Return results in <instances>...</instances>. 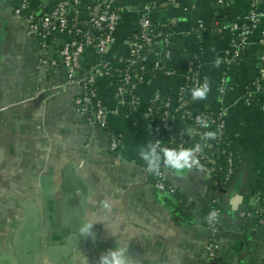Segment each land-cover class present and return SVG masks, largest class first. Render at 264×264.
<instances>
[{
	"label": "crops",
	"instance_id": "0c3cea01",
	"mask_svg": "<svg viewBox=\"0 0 264 264\" xmlns=\"http://www.w3.org/2000/svg\"><path fill=\"white\" fill-rule=\"evenodd\" d=\"M19 1L0 0V264H96L117 241L127 245L135 264H209L204 244L213 205L219 209L217 260L264 264V225L253 215L264 179V97L243 101L244 90L264 69L259 60L264 19L247 34L238 59L226 64L230 39L245 23L246 0H159L149 17L156 29L169 32L168 56L157 46L153 59L174 75L149 76L135 89L139 104L130 108L114 97L110 79L116 77L117 58L127 53L141 8L151 0H115L121 18L113 42L102 54L86 48L74 73L76 79L93 76L111 111L105 129L74 111L76 85L55 88L65 80L64 68L40 63L44 54L58 59L66 35L53 34L43 53L39 39L27 34V22L13 14ZM28 1L43 6L52 0ZM102 1L76 0L67 13L69 24H80ZM256 7L264 12V0ZM198 21L202 28L194 31ZM103 62L109 68H102ZM188 74L209 82L207 99H192L191 88L184 86ZM221 76L227 83L222 93ZM155 90L175 99V128L187 127L197 111H225L222 121L234 156L225 186L202 170L176 174L162 167L173 191L153 187L155 174L139 152L152 140L143 106ZM107 131L119 136L116 152L108 149ZM43 177L51 184L49 195L42 194ZM84 224L91 225L92 236L81 233Z\"/></svg>",
	"mask_w": 264,
	"mask_h": 264
},
{
	"label": "built area",
	"instance_id": "2783aa9c",
	"mask_svg": "<svg viewBox=\"0 0 264 264\" xmlns=\"http://www.w3.org/2000/svg\"><path fill=\"white\" fill-rule=\"evenodd\" d=\"M221 3L222 0H216ZM248 3V10L245 16V23L241 26L236 34L230 39V47L223 57L224 63L228 64L231 60H236L240 56V52L245 45L247 34L253 29L260 19H264V12L258 11L256 4L257 0H246ZM76 3V0H52L51 7L44 11L43 6H33L28 0H20L18 5L14 7L13 14L23 18L27 22V34L34 35L39 39L40 47L43 53L46 52L48 39L55 33H64L66 39L63 40L57 49L58 59L53 57H43L40 63L47 64L51 67L60 64L65 70V80L63 83H58L55 88H63L65 85L74 84L77 87V94L73 99L74 111L82 116L88 124L96 125L101 128L107 127V119L110 110H107L103 105L101 98L98 95L96 87L94 86L93 76L87 75L85 77L76 79L74 76L75 70L79 65L80 55L86 48L92 47L98 53L102 54L108 49L114 40V34L118 27L121 18V6L115 5L114 0H103L101 6L92 12L86 19L78 25H70L67 19V13ZM153 2H148L143 5L139 16L137 18L136 32L134 33L130 43L128 44L127 53L125 56L117 58L118 69L116 70L117 85L114 88L113 95L121 104H127L130 108H134L139 104V98L135 94L136 87L145 81L151 74L143 71V65L150 63L151 72H162L168 77L174 75V70L167 68L159 63L157 60L146 57L143 49H153V56L155 57V48L160 46L163 48V56H168L167 43L169 32L156 29L150 21L149 13L154 7ZM202 28V24L198 21L194 31ZM260 63L264 65V49L259 55ZM120 62L123 65H120ZM101 67L109 68L107 62H103ZM153 73L152 75H154ZM264 69H260L258 74L252 80L250 85L244 90L243 101L250 104L254 101L258 94L264 97ZM198 84L196 74H188L185 76V87L193 88ZM226 89V82L224 76L219 79V92L222 93ZM161 91L155 90L147 99V106L145 108L146 117L151 125V142H160L161 145L172 149H179L183 147L182 133L186 127L175 128L172 123L171 104L175 100L170 95L166 97L160 95ZM179 97L176 98V100ZM161 110V114L156 118V106ZM264 107V100L260 103ZM225 114L223 109L197 111L190 118L189 125L192 131L198 135V139L192 142L186 148H192L196 144L202 146V151L197 153L199 159L205 156L209 157L211 161L217 158L218 153L215 148V140L202 139V134L207 132L205 128H198L197 118H204L209 126H214L216 133H220L224 128L222 118ZM193 122V123H192ZM188 125V126H189ZM197 127V128H196ZM108 135V149L111 152H116L120 145L119 136L113 132L107 131ZM176 140V141H175ZM217 140V139H216ZM175 141V143H173ZM207 145L213 147L212 151L205 155L204 148ZM184 148V147H183ZM233 158L230 154L227 158V173L226 178L231 173ZM206 173V172H205ZM207 174V173H206ZM153 187L159 191L171 193L173 191L171 185L166 182V177L161 169L160 174L156 175L153 181ZM215 211L219 214V209L212 206L208 210V214ZM207 214V216H208ZM253 215L257 218L259 224L264 225V213L258 207L254 209ZM207 228L209 230V237L204 244L206 258L209 264H221L216 258L217 240L215 233L217 232V225L207 221Z\"/></svg>",
	"mask_w": 264,
	"mask_h": 264
},
{
	"label": "clouds",
	"instance_id": "9594fccd",
	"mask_svg": "<svg viewBox=\"0 0 264 264\" xmlns=\"http://www.w3.org/2000/svg\"><path fill=\"white\" fill-rule=\"evenodd\" d=\"M219 61H217V66ZM210 92V85L207 80L202 83H198L196 87L190 89V94L193 100H205L207 99L208 93ZM197 123L203 127H209L208 122L202 118H197ZM217 134L212 131H207L202 134V139H216ZM210 147L211 145H207ZM202 151V146L196 144L192 148H179L172 149L161 145L160 142H151L146 146L141 147L140 156L145 162L146 169L156 175L160 174L161 168H166L172 170L176 174H181L186 170L202 169V164L200 162L197 153ZM103 207L110 211V206L107 202H104ZM219 219L218 213L212 211L206 216V220L209 223H215ZM91 225H86L81 229L84 235L92 236L90 231ZM118 247L109 248L105 252H102L99 256L96 264H135L134 259L129 256L127 251V245H121L117 241Z\"/></svg>",
	"mask_w": 264,
	"mask_h": 264
},
{
	"label": "trees",
	"instance_id": "16d2710c",
	"mask_svg": "<svg viewBox=\"0 0 264 264\" xmlns=\"http://www.w3.org/2000/svg\"><path fill=\"white\" fill-rule=\"evenodd\" d=\"M159 0H151V2H153L154 4H156ZM114 4L115 5H119V3L117 1L114 0ZM51 7V3L43 5L42 9L44 11H47L49 8ZM33 8V6H30L28 9ZM151 21V20H150ZM152 23V22H151ZM119 26V24H118ZM264 49V45L262 46V50ZM153 51H154V47L152 50L149 51V49L145 48L143 49V53L146 55V57H148L151 62V60H153L154 56H153ZM120 65H123L122 62H120ZM151 64L150 63H145L143 65V71L147 74H153V73H157V71H153L151 72ZM117 73V72H116ZM264 82V81H263ZM110 85L112 88V93L114 91L115 86L117 85V78L116 77H111L110 79ZM226 87H227V83H226ZM151 95V94H150ZM160 95L166 97L167 93L165 92H160ZM147 106V101L144 104V111L145 108ZM156 107V118L159 117V115L161 114V110L158 109L157 105ZM201 111H207V110H201ZM193 123V122H192ZM192 128L190 125L187 126L184 130V132L182 133L181 139L184 141L183 142V147L186 148L187 146H189L192 142H194L195 140L198 139V135H196L195 131H192ZM197 128V127H196ZM198 128H203V127H198ZM207 131H212L216 133V129L214 128V126H209L207 128H205ZM217 134V140L214 139L216 141L215 143V148L217 149V153L218 156L216 159H214L213 161L210 160L209 157L205 156L204 158L200 159V162L202 164V171L206 172L208 177L215 182L218 186H225L228 179L226 178V173H227V158L228 156L231 154L233 157V145L231 142L230 137L227 135L225 126L224 128L221 130L220 133H216ZM176 141V140H175ZM175 141H173V143H175ZM213 147H205L204 148V153L205 155H208L211 151H212ZM259 200L261 201V203L259 204L258 208L260 210H262V213H264V179H263V187L262 190L259 194ZM257 221V218L255 219ZM219 261V260H218Z\"/></svg>",
	"mask_w": 264,
	"mask_h": 264
},
{
	"label": "water",
	"instance_id": "95a60500",
	"mask_svg": "<svg viewBox=\"0 0 264 264\" xmlns=\"http://www.w3.org/2000/svg\"><path fill=\"white\" fill-rule=\"evenodd\" d=\"M43 180H45L46 182L43 181L42 184H41L42 194L49 195L51 193V184L49 182V179H48V177H43ZM46 199H48L47 201L49 202L48 206L53 207L51 198L46 197ZM49 217H50V219H52V222H56L57 221V216H55L53 211H52V213H50ZM81 226L83 228L86 225L84 224V225H81ZM61 234H63V232H61ZM38 235H40V231L38 232ZM62 240H66V238H62ZM35 241H37V239Z\"/></svg>",
	"mask_w": 264,
	"mask_h": 264
}]
</instances>
